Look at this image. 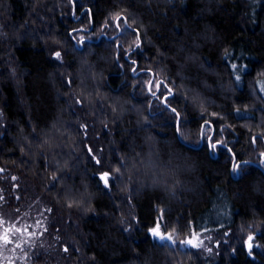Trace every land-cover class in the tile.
Here are the masks:
<instances>
[{"label": "trees", "instance_id": "obj_1", "mask_svg": "<svg viewBox=\"0 0 264 264\" xmlns=\"http://www.w3.org/2000/svg\"><path fill=\"white\" fill-rule=\"evenodd\" d=\"M116 13L127 18L122 31L111 23L98 35ZM73 29L84 44L68 35ZM135 31L142 46L131 59L173 87L187 140L172 114L133 88L149 78L134 76L121 55ZM257 81L264 83V0H0V217L35 233L23 251L0 248V264H264ZM204 120L248 163L233 172L223 145L209 150L199 135ZM101 150L103 168L92 160ZM117 167L105 188L98 173ZM161 216L175 244L148 233ZM193 230L204 247L179 244ZM249 232L258 245L251 256Z\"/></svg>", "mask_w": 264, "mask_h": 264}, {"label": "snow or ice", "instance_id": "obj_2", "mask_svg": "<svg viewBox=\"0 0 264 264\" xmlns=\"http://www.w3.org/2000/svg\"><path fill=\"white\" fill-rule=\"evenodd\" d=\"M85 12L89 18L88 19L89 24H93L94 23V17L92 14V10L91 9H85ZM111 23H115L116 32H121L122 31V25L127 24V18L122 13H116L111 18L106 17L104 23L100 25V31L97 34L98 35H104L106 33L107 26ZM128 27H131V25H128ZM78 31H79L78 29H73L72 32L68 33V35L70 37H72V39H75L76 44L79 46V45L84 44L87 37L81 35L77 39L75 36L72 35V33H76ZM85 31H87V29H85ZM116 32H114L113 35L115 36V39H116V47H117V49H119L122 47L121 37L119 35H116ZM134 35H135V40L129 45L128 48L123 50V53H121V55H123L124 57H126L128 59V63L130 65V68L128 70L134 76L138 71H144L146 74H148L149 78L146 80H141L139 77H137L136 78L137 82L134 83L133 88H140L142 93L145 95L146 99L148 97H151V99H149V101H148L150 108L152 107L153 102H157L161 106L162 112L167 111L170 114H172V117L175 120L176 133L181 138L187 140L188 137L182 131L183 120H182L181 112L178 111L177 108L172 107V104H171L170 98L173 97V95H174L173 87H170L169 84L166 83L164 80L156 78V74L151 69L140 70L138 68V60L131 59V55L133 54L134 49H139L142 46V36L139 33V31H135ZM52 56L56 60H60L62 57V53H61V51H55L52 53ZM117 58H119V57H117ZM120 67L124 68V65L121 64ZM231 67L234 70L237 68V66L235 64L231 65ZM240 79H241V77L239 75H236V81H239ZM69 83H70V81H69ZM257 84L259 85L260 92L264 93V83L257 81ZM261 98L264 99V96H262ZM193 102L195 103V98H193ZM75 103L80 104L81 100L76 99ZM113 111H115V109H113ZM201 111H203L202 107H201ZM235 111L240 112V109L237 108V109H235ZM211 116L216 117L217 113L213 112V113H211ZM201 118L203 119V117H201ZM82 127H86V126H82ZM199 129H200L199 135L202 139L206 140V142H207L206 147L209 150L215 151L217 149V147L221 146V145H223L226 148L227 152L230 154L229 158L232 161L231 170L233 172H236L240 168L241 163H244V164L248 163V161L238 162L236 154L233 152V149L229 148L227 146V144L222 139H216L217 133L215 131L213 121L204 120V122L199 125ZM251 142L253 144H255L257 142V136L253 135ZM43 143L47 144L48 142L45 140ZM21 151L23 152V149H21ZM88 151L90 154L92 153L91 148H89ZM259 157H260L261 163L264 164V151L260 152ZM92 160L100 168L105 167L104 158L102 155V150H101V155L99 157L92 155ZM121 166H123V158H121ZM2 171H4V169H0V172H2ZM119 173H120L119 167H117L115 169L109 168V170L100 171L98 173V178H99V181H101L103 183V186L105 188H108L110 185L111 178L114 175L119 174ZM12 179L16 180L17 178L15 176H13ZM52 179L53 180L58 179V177L55 175V173L53 174ZM0 199H3V197H0ZM73 204L80 206L81 201L70 199L68 201V206L71 207V206H73ZM47 211L51 212L52 209H47ZM161 219H162V216H161V218L157 219V221L153 227H149L147 229L148 233L151 234L154 238H157L161 241L166 240V241H169V242L175 244L176 241L173 238V232H164L161 230V223H160ZM29 227L30 226L20 227V226H17L15 224L6 226V221L3 219V217H0V248H4L5 250H7V248L9 246H13L12 247L13 252H15L16 250L23 251V246L25 244H29L31 238L33 236H35L34 232L29 231ZM125 230L127 231V229H125ZM45 231H46V229H45ZM173 231H175V230H173ZM225 235L227 236L228 233H225ZM25 237H27V238H25ZM254 238H255L254 233L249 232L246 239L243 241L244 247L247 249L249 256H251L253 254L252 253L253 248L255 246H258V245H254V243H253ZM57 240H59V237H57ZM179 244L190 246L193 249H200V248L204 247V242L200 236V233H198L195 230H193L191 232L190 236H187L185 239L180 240ZM204 250L209 252V253H211V251H212L211 248H205ZM62 251L64 253H69L70 244H66L63 247ZM77 251H78V249H77ZM8 264H13V261L9 260Z\"/></svg>", "mask_w": 264, "mask_h": 264}, {"label": "rangeland", "instance_id": "obj_3", "mask_svg": "<svg viewBox=\"0 0 264 264\" xmlns=\"http://www.w3.org/2000/svg\"><path fill=\"white\" fill-rule=\"evenodd\" d=\"M159 240V239H158Z\"/></svg>", "mask_w": 264, "mask_h": 264}]
</instances>
